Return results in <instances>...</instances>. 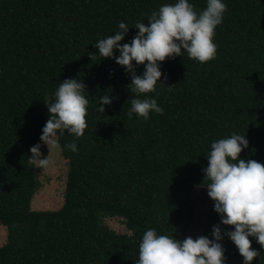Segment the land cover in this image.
I'll return each instance as SVG.
<instances>
[{"label": "trees", "instance_id": "obj_1", "mask_svg": "<svg viewBox=\"0 0 264 264\" xmlns=\"http://www.w3.org/2000/svg\"><path fill=\"white\" fill-rule=\"evenodd\" d=\"M174 2L0 0V224L8 232L0 264H134L150 227L180 240L194 227L202 229L195 237L210 239L213 225L234 227L221 224L202 168L211 143L232 132L249 141L240 158L264 163V0H225L213 59L201 63L185 52L161 62L163 85L141 98L154 97L164 112L148 119L127 115L136 95L130 74L113 58L89 55L119 22L130 27L121 41L129 43L138 20L147 23ZM191 2L197 11L206 7V0ZM73 77L86 86L87 127L79 137L57 136L69 162L62 207L34 210L30 147L42 143L44 100ZM103 94L113 101L100 113ZM74 139L78 151L63 148ZM108 217L130 233L111 229ZM249 239L260 253L252 264H264V247ZM221 243L226 264H243L227 236Z\"/></svg>", "mask_w": 264, "mask_h": 264}, {"label": "clouds", "instance_id": "obj_2", "mask_svg": "<svg viewBox=\"0 0 264 264\" xmlns=\"http://www.w3.org/2000/svg\"><path fill=\"white\" fill-rule=\"evenodd\" d=\"M226 9L225 0H206V7L200 11L191 0H175L153 10L147 23L138 20L135 24L138 32L129 43H121L130 29L121 21L115 34L93 44L98 51L89 53L91 58L96 55L113 58L130 74L128 89L136 94L129 98L127 115L130 119L133 114L148 119L153 112H164L154 97L141 98V94L155 92L157 83L163 85L161 62L166 58L183 56L186 52L190 58L204 63L216 56L217 44L213 38ZM114 50H118L119 55ZM139 65L144 66L142 74L135 71ZM85 92L82 80L67 78L58 83L52 97L44 100L49 115L40 141L48 149L61 147L57 136H63L65 131L75 137L83 135L89 104ZM112 101L111 94L100 95L98 112L103 113ZM248 144L246 135L237 132L214 140L206 156L208 164L202 168L204 180L209 181L206 185L208 195L214 201L221 224L234 227L222 232L220 224L213 225L211 239L200 235L187 236L183 240L160 234L150 227L139 241V258L134 264H226V250L221 243L224 236L234 243L243 257V264H252L260 253L251 247L249 237H255L264 247V163L240 158ZM41 147V143L32 145L28 160L43 169L51 161L49 154L43 156ZM63 148L78 151L75 139Z\"/></svg>", "mask_w": 264, "mask_h": 264}, {"label": "rangeland", "instance_id": "obj_3", "mask_svg": "<svg viewBox=\"0 0 264 264\" xmlns=\"http://www.w3.org/2000/svg\"><path fill=\"white\" fill-rule=\"evenodd\" d=\"M41 144L43 156L46 157L49 154L51 163L43 169L36 165L37 186L32 199V207L34 210H57L64 203L69 162L63 157L60 147H51L48 149L47 145ZM199 219L202 221L203 216ZM105 222L113 230L120 233H130L126 229L122 219L108 217L105 219ZM201 231V228L194 227L188 232L187 236L195 238ZM7 234V229L0 224V247L6 244Z\"/></svg>", "mask_w": 264, "mask_h": 264}]
</instances>
